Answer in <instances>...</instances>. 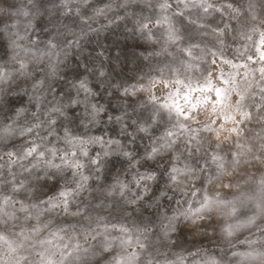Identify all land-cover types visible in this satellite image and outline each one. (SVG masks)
<instances>
[{
  "label": "clouds",
  "instance_id": "clouds-1",
  "mask_svg": "<svg viewBox=\"0 0 264 264\" xmlns=\"http://www.w3.org/2000/svg\"><path fill=\"white\" fill-rule=\"evenodd\" d=\"M0 264H264V0H0Z\"/></svg>",
  "mask_w": 264,
  "mask_h": 264
}]
</instances>
